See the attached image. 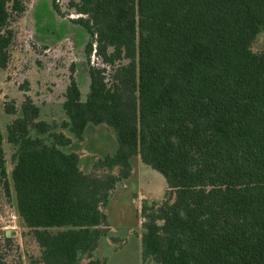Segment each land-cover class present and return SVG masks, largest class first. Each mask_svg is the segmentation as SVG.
Masks as SVG:
<instances>
[{"label":"trees","instance_id":"16d2710c","mask_svg":"<svg viewBox=\"0 0 264 264\" xmlns=\"http://www.w3.org/2000/svg\"><path fill=\"white\" fill-rule=\"evenodd\" d=\"M27 4L0 0V70ZM69 6L89 36L90 84L83 100L71 75L61 129L82 139L89 125H106L118 146L97 164L106 176L86 173L67 151L71 139L41 119L30 97L19 109L5 106L18 116L0 132V182L14 192L40 263L107 264L93 258L108 236L105 210L139 156L167 183L162 201L141 207L143 264H264V49H252L264 33V0ZM53 7L62 15L56 0Z\"/></svg>","mask_w":264,"mask_h":264},{"label":"rangeland","instance_id":"374dc122","mask_svg":"<svg viewBox=\"0 0 264 264\" xmlns=\"http://www.w3.org/2000/svg\"><path fill=\"white\" fill-rule=\"evenodd\" d=\"M53 1L26 0V13L13 24L17 41L8 67L0 70V132L6 135L7 126L18 116L6 113L5 106L13 104L19 109L25 98L30 97L39 106L41 119L71 139L67 151L79 155L81 169L104 177L107 169L98 168L97 164L117 149L112 129L106 125H89L82 139L61 129L67 120L63 103L71 75L79 83L83 100L89 93V64L84 51L89 36L72 22L79 16L69 5L78 0H56L62 15L54 10ZM252 49L254 52L264 49V33L257 37ZM4 149L10 178L14 168L13 147L6 139ZM113 171L118 174L119 168ZM166 190L165 178L139 156L134 157L130 177L113 190L105 210L108 236L102 238L93 258L107 264H143L141 207L146 200L162 201ZM0 258L5 264H41L40 249L18 216L14 192L10 190L8 194L1 182ZM87 262L84 259L82 264Z\"/></svg>","mask_w":264,"mask_h":264}]
</instances>
